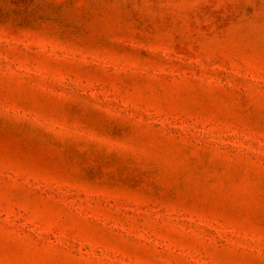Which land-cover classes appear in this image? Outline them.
Segmentation results:
<instances>
[{
	"label": "rangeland",
	"instance_id": "374dc122",
	"mask_svg": "<svg viewBox=\"0 0 264 264\" xmlns=\"http://www.w3.org/2000/svg\"><path fill=\"white\" fill-rule=\"evenodd\" d=\"M0 264H264V0H0Z\"/></svg>",
	"mask_w": 264,
	"mask_h": 264
}]
</instances>
